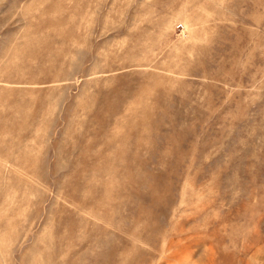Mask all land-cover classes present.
<instances>
[{
	"label": "rangeland",
	"instance_id": "1",
	"mask_svg": "<svg viewBox=\"0 0 264 264\" xmlns=\"http://www.w3.org/2000/svg\"><path fill=\"white\" fill-rule=\"evenodd\" d=\"M0 264H264V0H0Z\"/></svg>",
	"mask_w": 264,
	"mask_h": 264
}]
</instances>
